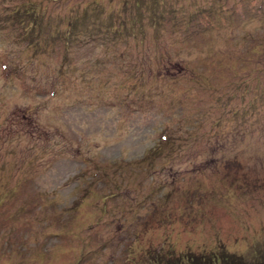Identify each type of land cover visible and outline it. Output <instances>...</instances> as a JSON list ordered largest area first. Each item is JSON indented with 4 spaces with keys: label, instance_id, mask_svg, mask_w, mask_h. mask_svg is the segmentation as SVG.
<instances>
[{
    "label": "rangeland",
    "instance_id": "1",
    "mask_svg": "<svg viewBox=\"0 0 264 264\" xmlns=\"http://www.w3.org/2000/svg\"><path fill=\"white\" fill-rule=\"evenodd\" d=\"M29 1L0 0V264L264 253V0H128L144 26L94 42L67 20L126 0H31L33 50L4 27Z\"/></svg>",
    "mask_w": 264,
    "mask_h": 264
},
{
    "label": "trees",
    "instance_id": "2",
    "mask_svg": "<svg viewBox=\"0 0 264 264\" xmlns=\"http://www.w3.org/2000/svg\"><path fill=\"white\" fill-rule=\"evenodd\" d=\"M140 4H146L145 0H137ZM151 2H155L156 0H150ZM120 2V0H119ZM155 4V3H154ZM90 5V4H89ZM149 5H139L137 2L136 4L130 3L128 0L124 2V8L122 10L118 11L120 12L119 15L122 17H125L123 21H116L114 20V23L111 24V20L105 21L104 23L100 22V18H96L99 15L100 10H97V12L93 9H84L83 6L80 10L76 11V8H71V10L78 12L76 18H72L67 20L69 27L67 28V32H62L64 36L61 38L63 40H66L67 34L69 35H75L76 37L78 35H83V38L85 36L89 37L90 42H94L96 38H100V33L106 28L108 31H117L118 34L121 36H124L125 33L129 30H134L137 28V26L142 27L143 22V11L146 12V8H148ZM210 9H207L205 12L203 11V14L205 15L206 23H208V20H210V13L208 10H212L214 8L212 5H209ZM3 7V6H2ZM5 8L2 9L3 12H5ZM127 8H131L130 11L133 10L132 14L127 15L125 12L127 11ZM97 9V8H96ZM202 9V8H200ZM141 10H143L141 12ZM153 10V9H151ZM212 12V11H211ZM10 14H7V18L5 20V28L12 29L16 33L17 29V35L19 39L27 41V45L30 44L31 50H33V47L37 46L36 44H39L37 49H40V46L43 47L45 44L44 41L40 40L39 35V28L41 26H44L39 18V11L36 10V6L34 3L30 0L28 3L22 4V6L17 7L10 11ZM159 11H153L150 14L147 13V17L145 20L148 22L146 25H150L152 28H155L158 24L159 26H162L160 16L161 14ZM216 10H214V14L218 15ZM2 14V13H1ZM138 14L136 17L135 15ZM200 12H197L196 14L192 15V17L185 16L182 18L180 25H183L185 28L192 26V24L198 25V23H194L195 19L198 15H200ZM1 16V15H0ZM175 16V15H172ZM63 19V18H62ZM180 18H177L179 20ZM204 19V18H202ZM208 19V20H207ZM66 20L65 18L63 19ZM113 21V20H112ZM176 21V20H173ZM164 22V21H163ZM63 25V22L61 23ZM4 25V24H3ZM144 26V25H143ZM199 26V25H198ZM187 36V35H186ZM44 40V36H42ZM26 45V47H28ZM41 47V48H42ZM44 50V49H43ZM259 120V118H258ZM258 124V123H257ZM163 146V145H162ZM162 146L156 147L152 152L154 155H161L162 152ZM151 152V153H152ZM150 153V154H151ZM155 158V157H154ZM190 255L184 256L181 259L176 258H168L163 259L161 256H152V264H264V253L259 250L256 252L257 256L251 261L248 258L240 257L238 259H233L232 257L229 258H221V257H214L213 260H209V262H200L198 261L197 257H195V254L189 253Z\"/></svg>",
    "mask_w": 264,
    "mask_h": 264
}]
</instances>
